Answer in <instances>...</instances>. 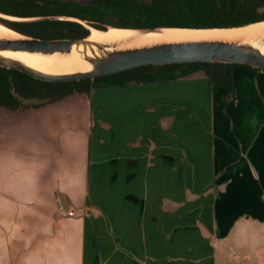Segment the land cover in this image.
<instances>
[{"label":"crops","instance_id":"1","mask_svg":"<svg viewBox=\"0 0 264 264\" xmlns=\"http://www.w3.org/2000/svg\"><path fill=\"white\" fill-rule=\"evenodd\" d=\"M231 83L0 107V264H264V70Z\"/></svg>","mask_w":264,"mask_h":264},{"label":"trees","instance_id":"2","mask_svg":"<svg viewBox=\"0 0 264 264\" xmlns=\"http://www.w3.org/2000/svg\"><path fill=\"white\" fill-rule=\"evenodd\" d=\"M0 14L16 19L54 16L59 18L10 21L7 27L39 39H77L89 36L90 28L150 30L169 28H231L264 21V0H0ZM236 64L184 63L148 65L105 77L72 82H45L19 71L0 68V107L23 109L56 102L75 93H88L101 85L122 86L171 80L203 70L213 85L226 89V102L233 97L231 69Z\"/></svg>","mask_w":264,"mask_h":264},{"label":"water","instance_id":"3","mask_svg":"<svg viewBox=\"0 0 264 264\" xmlns=\"http://www.w3.org/2000/svg\"><path fill=\"white\" fill-rule=\"evenodd\" d=\"M0 16L11 17L3 14H0ZM3 17H0V20L3 19ZM50 18L63 19L61 17L46 16L31 19L17 18L18 20L16 21ZM0 25L18 36L16 38L0 39V68L19 71L39 81L72 82L105 77L148 65H172L198 62L247 65L256 69L264 70V41L257 47L251 45V42L243 40L198 39L182 42L159 43L137 48L116 49L108 45L89 42L87 41L88 36L77 39L46 40L19 33L1 22ZM248 25L251 24L231 28L172 29L213 30L241 28ZM161 28L169 27H160L150 30H124L150 33ZM107 29L104 31H107ZM11 53L39 55L43 57H59L63 54H72L81 63L82 69L69 74L42 73L10 58L9 54Z\"/></svg>","mask_w":264,"mask_h":264},{"label":"bare ground","instance_id":"4","mask_svg":"<svg viewBox=\"0 0 264 264\" xmlns=\"http://www.w3.org/2000/svg\"><path fill=\"white\" fill-rule=\"evenodd\" d=\"M3 19L18 20L12 17H3ZM89 28L90 34L87 41L108 45L116 49L137 48L159 43L198 39L243 40L251 42V45L257 47L264 41V22L232 29L190 30L161 28L150 33L114 28H109L107 31H99L91 27ZM16 37L18 36L12 31L0 25V39ZM9 57L47 74H69L82 69L81 63L72 54H63L59 57H43L39 55L11 53Z\"/></svg>","mask_w":264,"mask_h":264},{"label":"rangeland","instance_id":"5","mask_svg":"<svg viewBox=\"0 0 264 264\" xmlns=\"http://www.w3.org/2000/svg\"><path fill=\"white\" fill-rule=\"evenodd\" d=\"M65 1L73 2V3H86L90 0H65Z\"/></svg>","mask_w":264,"mask_h":264},{"label":"built area","instance_id":"6","mask_svg":"<svg viewBox=\"0 0 264 264\" xmlns=\"http://www.w3.org/2000/svg\"><path fill=\"white\" fill-rule=\"evenodd\" d=\"M74 215V212L73 211H69L65 214V216L67 217H72Z\"/></svg>","mask_w":264,"mask_h":264}]
</instances>
